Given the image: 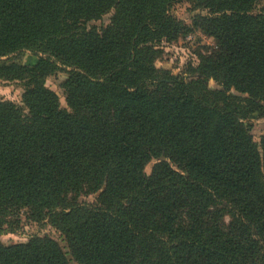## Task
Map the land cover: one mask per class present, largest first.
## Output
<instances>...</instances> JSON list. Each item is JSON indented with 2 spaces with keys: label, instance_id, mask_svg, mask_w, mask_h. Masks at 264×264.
<instances>
[{
  "label": "trees",
  "instance_id": "trees-1",
  "mask_svg": "<svg viewBox=\"0 0 264 264\" xmlns=\"http://www.w3.org/2000/svg\"><path fill=\"white\" fill-rule=\"evenodd\" d=\"M191 1L0 0V78L24 82L22 106L0 99V236L23 211L67 248L0 243V264H264V132L246 122L264 117V3L204 0L186 25L170 9ZM195 31L214 48L188 80L154 66ZM24 51L44 58L2 60ZM57 63L67 108L44 86Z\"/></svg>",
  "mask_w": 264,
  "mask_h": 264
},
{
  "label": "rangeland",
  "instance_id": "rangeland-1",
  "mask_svg": "<svg viewBox=\"0 0 264 264\" xmlns=\"http://www.w3.org/2000/svg\"><path fill=\"white\" fill-rule=\"evenodd\" d=\"M204 0H195L191 2H182L175 4L170 9V13L176 19L182 21L186 25H190L192 18L197 14H205L206 11L200 7ZM264 0H260L256 5V10L261 8ZM112 11L105 14L101 19L90 21L84 24L87 30L96 29L100 31L105 28L110 21ZM162 49L161 56L156 58L154 66L161 70H170L173 74H182L188 80L190 76L185 73L188 64H197L199 54H206L209 50L214 48V43L211 38H208L199 32L188 33L186 36L180 35L175 42L160 44ZM43 57L42 55H35L33 53L24 51L18 56H10L2 58L4 61H15L20 65L33 66L36 62ZM44 58V57H43ZM57 69L48 74L44 80V86L52 90L59 99L60 107L67 108L66 95L63 89V84L67 78L66 72H63V66L58 63ZM70 67L67 70L70 71ZM208 88H218V84L213 80L207 81ZM24 93V82L16 79H3L0 78V99L9 100L22 106V95ZM251 126V135L253 140L258 143L259 138L264 132V117L257 113L251 114L246 120ZM155 160H151L144 167V172L149 175ZM95 195L81 196L78 200L86 204H93L95 202ZM8 224H12L15 231L13 233H4L0 236V243L4 246L11 244L27 243L33 237H48L54 240L65 253H67L66 244L62 235L58 230L52 227L48 220L45 219L41 222H34L27 219L25 212L20 211L18 216V224H15L14 218H6ZM7 228V226H6ZM70 259L69 254H66ZM70 264H75L70 259Z\"/></svg>",
  "mask_w": 264,
  "mask_h": 264
}]
</instances>
